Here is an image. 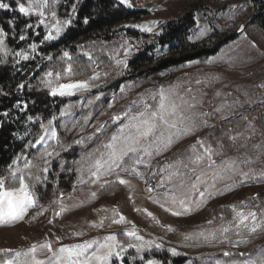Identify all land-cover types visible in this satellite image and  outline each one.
I'll use <instances>...</instances> for the list:
<instances>
[{
	"label": "rangeland",
	"instance_id": "374dc122",
	"mask_svg": "<svg viewBox=\"0 0 264 264\" xmlns=\"http://www.w3.org/2000/svg\"><path fill=\"white\" fill-rule=\"evenodd\" d=\"M22 2L26 4L27 0ZM130 2L132 7H126L127 9L145 12L146 15L139 21H132L122 26L128 33L124 40L123 52L117 56L116 61L126 60V68L124 65L119 66L126 72L128 81L122 85L125 88L123 93L119 89L116 94L110 96L113 106L107 108V116L101 118L99 123L110 122L113 115L122 113L142 93L155 92L161 87L172 88L178 96L189 100L194 95L203 103L190 111L215 113L208 119V124L212 127H205L195 135H188L175 141L168 151L153 159V168L163 167L165 163L175 164L177 160L187 164V156L191 155L188 150L197 139H203L213 150H218V145L224 146L222 155L213 156L217 164L229 158L247 161L240 165L241 171L249 172L254 178L240 183L241 176L236 175L233 180L218 182L216 188L210 189V194H206L203 203L199 205V210L194 209L190 214L180 217L172 216L159 204L152 202L144 180L123 173L122 178L128 179L131 187L115 183L100 189L99 185L84 184L74 190L73 186L77 184L74 183L70 189L54 191L46 188L47 183L36 184L40 192L34 188L37 192V207L29 209L23 221L11 226H0V260L11 259L15 252L27 251L33 245H37L36 258L46 260L50 253L41 250L40 244L51 242L53 249H58L61 246H71L93 239L103 242V238L108 235H116L118 242L127 247L128 243H138L123 235L126 230H131L135 226L138 235L143 236L144 240L154 242L151 250L146 249L137 253L134 248L127 249L122 253V259L113 257L110 264H147L149 260H152L153 264H172L160 259V256L186 259L184 264H218V262L247 264L249 260L261 264L264 261L262 230L250 233L248 228L241 225L240 235L237 236L233 230L225 234L227 239L221 236L219 231H216V239L205 240L197 237L196 234L201 232L207 234L221 228L222 225H231L235 229L236 221H233V216L237 211L245 214L256 212L258 220L264 219L261 216L264 211V175H261L264 173V110H262L264 107V10L253 0H130ZM261 2L264 4V0ZM189 14L192 15L195 25L187 42L181 44L186 49L184 52L213 50L218 47L216 53L150 76L147 80L137 78L129 80L132 75L136 76L134 70L129 69V63L146 48L156 47L154 64L177 56L176 50L169 47L161 48L157 44L158 39L164 35L168 24L179 22ZM145 24L156 25L152 33L142 32L136 27ZM241 25L244 26L243 32L240 30ZM204 26H208L211 31L206 36L200 37L199 32ZM128 49L131 51L125 56L124 53ZM209 60L212 63H207ZM149 67L143 69L147 70ZM96 84L99 87H94L91 92L83 95L57 96L72 99L66 106L72 105L69 115L60 117L62 123L72 119L77 120L85 109L91 110L84 108L88 106L87 100L94 99L100 94L98 92L104 88L105 81ZM129 85L132 87L129 88ZM189 88L191 94H188ZM81 99L84 100V105L79 103ZM222 105L224 106L222 111L217 112L216 109L221 108ZM230 105L234 107H229ZM232 123L235 125L230 128ZM218 124L224 127L222 133L225 138L215 141L211 136L212 129ZM115 125L117 128L118 125ZM37 135L33 136V142ZM80 135L78 134L77 138ZM233 136L236 137L235 141L232 140ZM52 144L54 146L55 142ZM197 150H200L199 145ZM28 156L32 159L33 155L28 154ZM18 166L23 168V160ZM189 167H196L199 172L206 167V164L202 162L199 166L189 165ZM139 170L144 171L143 166H139ZM179 171L190 175L188 169L183 167H180ZM23 174L26 177L30 172L25 169ZM3 177H8V171ZM145 178H148L147 173ZM162 178L165 177L157 175L155 179L159 181ZM107 179L115 181L116 178L111 176ZM204 179L209 180L210 177L205 176ZM179 183L180 180L173 177L171 183L166 180L165 188H173ZM226 185H231V190ZM5 186L10 188L19 185L18 181L13 182L9 177ZM152 186L155 188V183ZM204 187L205 185H200L202 190ZM217 189H223V193L221 194ZM93 191L97 192L95 198L91 196ZM164 191L163 188L157 189L152 195L168 207H177L162 195ZM60 193H63L64 205L69 210L62 216L54 218L53 213L59 211L60 207ZM182 196L183 193L178 191L177 198ZM193 198L198 199L196 196ZM53 201L56 203H52ZM41 206L47 211L37 215ZM145 209L153 214L154 219L144 214ZM222 209H228V214L223 213ZM114 210L125 217V223L111 222ZM50 219L53 220L51 224L48 222ZM116 219H119L118 215ZM101 220L104 221L102 227ZM245 223L250 225L251 219ZM93 224L97 226H91ZM76 233L81 235L77 236ZM185 235L192 238L185 239ZM57 237L60 238L59 243ZM240 240L247 243H241L237 247L232 246L233 242ZM157 243L161 245L159 249L155 247ZM95 247L94 245L89 253ZM173 248L179 255H172ZM5 250H11V254L6 253ZM225 251L232 255L224 256ZM141 256L144 257L143 260L140 259ZM92 264L96 262L93 261Z\"/></svg>",
	"mask_w": 264,
	"mask_h": 264
},
{
	"label": "snow or ice",
	"instance_id": "6c2138e0",
	"mask_svg": "<svg viewBox=\"0 0 264 264\" xmlns=\"http://www.w3.org/2000/svg\"><path fill=\"white\" fill-rule=\"evenodd\" d=\"M79 0H75L72 4L71 12L66 14V18L61 19L58 16L57 6L60 4V0H27V3L16 0L15 8L9 2L0 0V10L16 11L23 17H37L35 23L29 22L24 25L23 30L18 36V41H25L28 39V30L31 29L36 36L40 35L38 29H43L44 35L40 43L33 41L28 44L27 49L20 48L13 51L9 47L7 41L10 38V33L3 27H0V64H7L9 58L13 65H19L22 61L35 60L38 56L42 59H46L49 62L54 60L52 55H47L38 51V48L44 43H51L59 40L62 35L65 34L75 18L76 5ZM120 5L131 8L132 4L130 0H118ZM232 18V17H229ZM88 23V18L83 21ZM8 24L13 29L11 32V38L16 39L17 33L15 32V23L13 20H9ZM156 25H140L136 26L142 32L152 33L153 28ZM199 26V25H198ZM241 32L244 31V26L240 27ZM211 31L208 26L201 28L199 32L200 37L206 36ZM159 35V33H157ZM124 47V45H121ZM255 47V44H253ZM131 49L125 51V56L129 54ZM88 61H93L94 57L91 53H83ZM61 61L66 64V67L62 71L53 72L52 67H49L47 71H44L40 77V84L51 97H72L77 94L83 95L89 93L94 87H99L94 83L100 79L99 74H95L88 79L73 80V76L77 73L74 71V64L72 55L68 50L62 51ZM207 63H212L211 60ZM117 65H124L127 67L126 60H117ZM98 66V65H97ZM40 71V66L36 65V72ZM35 75V72L33 73ZM107 75V74H105ZM61 80H67L68 82L62 83ZM199 83V81H197ZM26 83L22 82L18 85V90L25 89ZM129 88L132 86L129 85ZM125 88L122 86L120 92L123 93ZM188 94H191V88L188 89ZM0 95H10V93L0 90ZM103 93L97 94L94 97L95 101L101 100ZM219 95V93H217ZM84 105V100L79 102ZM202 100H197L193 95L192 98L185 99L183 96H178L174 89H165L161 87L155 92L142 93L137 99L133 100L128 107L120 114L113 115L111 123L117 124L115 132L110 137L105 136L106 142L102 143L99 148L93 149L91 152L86 153L84 159L80 162V166L74 169L78 176V183L73 186L76 187L88 184L90 186L99 185L100 189H104L110 184L118 183L122 186L131 187L128 179L122 178V173L128 176H134L135 178L144 180L147 185L146 191L150 194V198L153 203L159 204L165 212H169L174 217H180L185 214H190L194 209L199 210V205L203 203L206 198V194H210V189H215L216 185L220 181L233 180L236 175L241 176L240 183H245L249 179L254 177L249 172H242L240 165L247 161L240 160L239 158H229L222 160L219 164L213 159V156L222 155L223 145H218V150H213L211 145L206 144L203 139H197L196 143L190 148L191 155L187 156L188 163L185 164L180 160H177L175 164L165 163L163 167L153 168L152 161L158 156H161L164 152L168 151L174 144L181 138L188 135H195L196 132L205 128L212 127L208 124L210 119L215 113L208 112H192L191 109L197 107L198 104L202 105ZM93 99L87 100V105L91 106ZM113 104L110 102L108 107L111 108ZM15 108L21 112H26L28 109L27 102H17L14 105ZM72 105L62 109L59 113V117H65L69 115V109ZM221 108L216 109L217 112L222 111ZM229 107H234L230 105ZM103 114V113H101ZM0 116L7 118L9 116L8 111L0 112ZM28 122H39V133L35 141H28L27 149H37L38 152L42 148L43 151L39 152V155H33L32 159L26 152H22L15 156L11 164L7 166L8 177L0 176V226H11L19 221H23L27 216L29 209L37 207L36 194L30 188L29 183H26V179L32 183V187L36 184H43L48 182L49 168L52 159L60 156V151L55 150L52 142H56V147L68 150L60 142V136L57 131L56 121L58 117L53 115L48 119L47 123H44L40 116L33 117L27 115ZM93 119L92 112H88L87 115L82 117L83 124L88 125L89 121ZM122 121V123H121ZM79 123V121H74ZM95 132L92 135L81 138L75 141L77 145H85V140L91 141L94 138H98L101 133H106L107 123L93 125ZM64 127V125H60ZM83 131V128H81ZM13 135H16L13 133ZM232 140L235 141L236 137L233 136ZM199 145V151L197 150ZM53 149V150H49ZM23 160V168H20L19 162ZM33 161L37 163L42 162L43 166L33 171ZM202 162H205L206 167L197 172L196 167H189V165L199 166ZM139 166H143L144 171L139 170ZM180 167L188 169L190 175L181 173ZM27 169L30 172L29 177H25L24 170ZM61 172L72 171L65 169L64 165H60ZM171 170V171H169ZM19 173V175H18ZM41 173L43 175H41ZM148 174V178H145V174ZM157 175H161L165 178L156 181ZM264 175V173H261ZM85 176L87 178H85ZM115 176V181H109L107 177ZM209 176V180H205L204 177ZM11 178L13 182L18 181V187H6V179ZM173 177L180 180V183L173 188H165L166 180L171 183ZM103 181V183H101ZM155 183V188L152 186ZM205 185L204 189L200 188V185ZM231 190V185H226ZM165 189L162 193L163 196L171 201L173 206L168 207L163 202L156 200L152 195L157 189ZM55 191V190H54ZM182 192V198H177V192ZM221 194L223 189H217ZM92 198L97 196V192L91 193ZM196 196L198 199H194ZM60 207L59 211L53 213V217L62 216L69 209L64 205L63 193H60ZM52 203H56L53 201ZM140 211V209H136ZM46 208L40 207L37 215H42ZM149 218H153V214L147 209L143 210ZM119 219H116V216ZM261 216L264 217V211ZM108 219V218H105ZM251 219V224L245 223ZM235 223V229L231 225L221 228L205 234L204 232L197 233V237H202L205 240L216 239V231H219L221 236H225L226 233L235 230L237 236L240 235V227L243 225L248 228L250 233H256L258 230L264 231V219L258 220L256 212H248L247 214L237 211L233 216ZM50 224L53 220L48 221ZM111 222L114 224H122L126 222L125 217L122 214L116 213L111 217ZM104 221L101 220L100 226H103ZM212 223V221H209ZM97 226L95 224L91 225ZM77 236L81 233H76ZM124 236L134 239L138 243H128L127 247L124 244L118 242L116 235H108L103 238V242L100 240H88L84 243L73 244L71 246H61L58 249H53L51 242H46L39 245L41 250H46V253H50L46 260H39L36 258L37 245H33L29 250L24 252H15L13 258L2 259L0 264H92L93 261L96 264H110L113 257L121 258L122 253L127 249L134 248L137 253L143 252L146 249L151 250L153 241L144 240V237L137 234L135 226L131 230H126L123 233ZM185 239H191L189 235H185ZM60 238L57 237V243ZM223 242V240L221 241ZM241 243H247V241L240 240L233 242V247L239 246ZM94 250L89 253V250ZM155 247L159 249L160 244H155ZM264 251V250H262ZM6 253L11 254V250H5ZM173 256L179 255L175 248L171 249ZM224 256H230L231 253L225 251ZM21 257L29 259H20ZM144 259L143 256L140 257ZM147 264H153L152 260H149ZM219 264V262H218ZM247 264H255L254 261H247ZM264 264V261L261 262Z\"/></svg>",
	"mask_w": 264,
	"mask_h": 264
},
{
	"label": "trees",
	"instance_id": "16d2710c",
	"mask_svg": "<svg viewBox=\"0 0 264 264\" xmlns=\"http://www.w3.org/2000/svg\"><path fill=\"white\" fill-rule=\"evenodd\" d=\"M5 2L11 3L13 8H15L16 0H5ZM74 2L75 0H60V4L56 9L58 16L66 18V14L71 12ZM253 2L264 10V4L261 0H253ZM144 15H146L145 12L129 10L124 5H120L117 0H79L76 5L73 23L66 29L65 34L59 40L44 43L38 48V51L44 54L45 57L52 55L54 57L52 62L38 56L35 60L22 61L19 65H13L11 58H9L7 64H0V90L10 93L7 96L0 95V112H9L7 118L0 116V176L6 175L7 166L11 164L16 155L22 152H26L30 156L39 155V152L43 151L42 148L39 152L37 149L26 148L27 142L32 141L33 136L40 131L39 122H28L26 119L27 115L40 116L44 123H47L48 119L56 115L58 117L56 124L60 142L65 147H71H68V150L65 151L56 147L55 142L54 148L60 151V156L51 161L49 172L47 173L48 182L46 188L64 190L70 189L74 183H78L79 173L74 171V169L80 166V162L84 159L86 153L99 148L102 143L106 142L104 137H110L115 132L116 125L106 122V133H101L98 138H94L91 141L85 140V145H77L74 142L81 138H86L95 132L93 125L101 124V122L99 123L100 119L107 116L106 111L111 100L110 96L116 94L121 86L128 81L124 69L116 64L117 56L123 52L124 47H121V45H124V40L127 38L126 33H128L122 26L132 21H139ZM191 16L189 14L179 22L168 24L164 35L158 39L157 44L161 48L169 47L174 49L177 56L154 64L156 62L154 57L156 47L146 48L143 53H140L129 63V69L134 70L136 73V76L133 77L132 75L129 80L131 78L147 80L150 76L161 74L169 69L216 53L218 47L213 50L184 52L186 49L181 44L187 42V38L195 25ZM85 18H88L87 24L83 22ZM10 19L14 21L16 26L14 29L17 33L16 39L11 38L13 29L8 24ZM35 21V16L23 17L16 11H0V27L10 33L7 43L13 51L20 48L27 49L28 44L33 41L40 43L44 35L42 28L38 29L40 31L39 36L34 35L32 30L29 29L27 33L28 39L18 41V36L24 25L29 22L35 23ZM64 50H68L73 60L76 61L74 71L77 74L73 76V80L88 79L95 74H99L100 79L94 83L105 81L104 88L98 92L103 93L101 100L95 101L93 99L91 106H85L84 108L91 110L85 109L80 118L74 120L79 121V123L75 124L73 119L62 123L59 117L60 111L72 99L51 97L40 84V77L49 67H52L53 72L62 71L66 67V64L61 61L62 51ZM85 52L91 53L94 60L88 61L87 57L83 55ZM151 54L152 57H150ZM36 65L40 66L39 72H36ZM147 66H150L147 70L143 69ZM34 72L35 75H33ZM22 82L26 83L25 89L18 90V85ZM18 101L21 103L27 102L28 109L26 112H21L14 107ZM262 110H264V107ZM88 112H93V119L89 121L88 125H84L82 117L87 115ZM60 125H64V127H60ZM234 125L235 123H232L230 128ZM81 128H83V131H81ZM223 129L224 127L221 124L216 125L212 129L211 136L215 141L225 138L222 133ZM13 133L16 135H13ZM78 134L81 135L77 138ZM61 164L64 165L65 169L72 171L61 172ZM33 165V171L43 166L42 162L37 163L36 161H33ZM29 176H26V178ZM26 183H29L35 194L37 193L35 189L39 192L38 187H32V183L28 179H26ZM222 212L228 214V209H222ZM159 258L165 259V262H171L172 264H184L186 262V259L172 258L170 256H160Z\"/></svg>",
	"mask_w": 264,
	"mask_h": 264
}]
</instances>
